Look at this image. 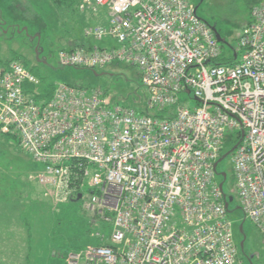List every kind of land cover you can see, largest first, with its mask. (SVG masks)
<instances>
[{
  "label": "built area",
  "instance_id": "obj_1",
  "mask_svg": "<svg viewBox=\"0 0 264 264\" xmlns=\"http://www.w3.org/2000/svg\"><path fill=\"white\" fill-rule=\"evenodd\" d=\"M79 8L106 10L107 25L84 33L117 45L62 50L61 64L138 68L146 111L68 83L40 98L28 68L0 65L1 132L44 166L39 180L55 203L81 194L111 225L110 243L70 252L66 264H236L218 164L231 137L240 208L264 236V0L233 54L189 0H81Z\"/></svg>",
  "mask_w": 264,
  "mask_h": 264
},
{
  "label": "rangeland",
  "instance_id": "obj_2",
  "mask_svg": "<svg viewBox=\"0 0 264 264\" xmlns=\"http://www.w3.org/2000/svg\"><path fill=\"white\" fill-rule=\"evenodd\" d=\"M80 1L75 12L63 18L49 0H0V58L23 63L38 78L42 94L61 83L98 87L109 102L146 111L148 90L138 68L124 63L96 69L61 64L60 51L70 50L73 40L101 48L117 45L112 39L101 42L85 36L86 28L106 25L108 19L104 11H82ZM189 2L218 32L223 51L233 54L260 0ZM180 99L190 107L197 104L193 94H181ZM15 136L0 130V264H66L70 252L110 243L111 225L88 212L82 199L54 202L39 180L44 166ZM234 146V139L228 138L218 164V173L227 176L219 175L218 180L233 197L228 215L239 252L236 264H264V236L240 208L229 153Z\"/></svg>",
  "mask_w": 264,
  "mask_h": 264
},
{
  "label": "trees",
  "instance_id": "obj_3",
  "mask_svg": "<svg viewBox=\"0 0 264 264\" xmlns=\"http://www.w3.org/2000/svg\"><path fill=\"white\" fill-rule=\"evenodd\" d=\"M50 1V3L51 4H53L56 8H57V10L59 11V15H60V17H63V18H66V17H68L70 14H72L73 12H75V5H76V2H77V0H49ZM78 4V3H77ZM258 4V3H257ZM256 4V5H257ZM255 5V6H256ZM76 8H77V6H76ZM249 23V22H248ZM89 43L87 42V41H82V42H80L79 40L77 41V42H75L74 44H73V46H74V48L73 47H71L70 49L72 50V49H76V48H79V47H84V48H88V45ZM92 46V45H91ZM13 61H15V62H18V63H20V64H22V65H24L23 63H21L19 60H13V59H8V60H5V61H3L1 58H0V65H2V64H8V63H10V62H13ZM32 72V71H31ZM53 89H54V87L51 89V90H47V92L45 93V94H43V95H41L40 96V98H49L50 96H51V94H52V91H53ZM139 112H144V111H139ZM16 134H14V136H15ZM15 137H17V136H15ZM18 141H19V139H18ZM20 143V142H19ZM79 196V195H78ZM78 196H72L71 197V199H79L78 198ZM67 254V253H66ZM65 254V255H66Z\"/></svg>",
  "mask_w": 264,
  "mask_h": 264
},
{
  "label": "crops",
  "instance_id": "obj_4",
  "mask_svg": "<svg viewBox=\"0 0 264 264\" xmlns=\"http://www.w3.org/2000/svg\"><path fill=\"white\" fill-rule=\"evenodd\" d=\"M86 11H89V10H86ZM100 11H104L105 13H106V10H99L98 11V13L100 12ZM106 17H107V19H108V16H107V13H106ZM104 23V22H103ZM101 25H103V24H101ZM106 25H107V23H106ZM78 40H73V41H71L70 42V45H72V47L74 48V46H73V44L75 43V42H77ZM80 42H82L81 40H79ZM88 42V41H87ZM89 44V46L88 47H90L91 46V44H90V42H88ZM56 206V205H55ZM65 254L63 255V257H64V261H65Z\"/></svg>",
  "mask_w": 264,
  "mask_h": 264
},
{
  "label": "water",
  "instance_id": "obj_5",
  "mask_svg": "<svg viewBox=\"0 0 264 264\" xmlns=\"http://www.w3.org/2000/svg\"><path fill=\"white\" fill-rule=\"evenodd\" d=\"M213 30H214V32H215V34H216L217 39L221 42V38H220L218 32H217L215 29H213ZM80 197H81V194L78 196V198L80 199ZM230 201H232V198H230ZM227 206H228V203H227ZM242 246H243V245H242Z\"/></svg>",
  "mask_w": 264,
  "mask_h": 264
}]
</instances>
